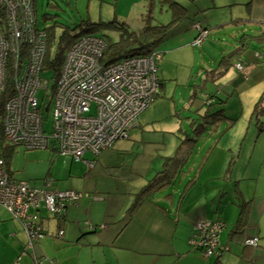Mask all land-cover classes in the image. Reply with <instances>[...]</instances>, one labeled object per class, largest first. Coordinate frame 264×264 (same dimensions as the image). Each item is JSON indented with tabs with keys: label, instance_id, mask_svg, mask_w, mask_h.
Segmentation results:
<instances>
[{
	"label": "crops",
	"instance_id": "obj_1",
	"mask_svg": "<svg viewBox=\"0 0 264 264\" xmlns=\"http://www.w3.org/2000/svg\"><path fill=\"white\" fill-rule=\"evenodd\" d=\"M175 1L186 9V16L172 24L167 31L184 35L193 30L194 36L190 42L193 47H203L207 40L211 43L215 39L219 43L217 46L221 57L224 56L231 64L230 70L228 68L216 77L221 67V57L214 68L208 67L211 70L206 74L205 81H214L221 88L213 92L205 84L200 92L201 96L193 97V101L199 99V103L208 105V108L199 118L192 119V122L203 119V123L212 124L214 131L217 127L214 124L222 118L218 116L221 115L220 109H223L208 113L210 106L219 105L234 92L242 95L241 99L245 102V110L236 116L242 122L243 116L249 117V83L261 92L258 102L264 109V56H261L264 54V0ZM163 2L160 9L167 7L171 19V9L168 6L170 1ZM218 6L230 8L227 13L230 18L226 25L231 24L233 28L228 37L221 34L220 21L205 18L206 11L212 7L220 8ZM194 22L208 30L207 37L199 44L194 43L199 33ZM212 27L216 29L215 35L210 32ZM240 44L244 47L239 50ZM238 63L243 65L242 70L235 67ZM158 78L163 80L161 76ZM163 86L164 83L161 89ZM222 90L228 93L225 100L220 99ZM222 114L225 121L229 119L230 127L236 124V118H228L225 112ZM229 116L232 117L230 114ZM139 121L138 116L136 126ZM192 122L190 125L194 124ZM248 127L249 118L243 120L240 130H247ZM262 129L259 128L264 133V126ZM196 143L190 144L191 154L196 149ZM260 147L259 155H253L254 148L249 151L247 143L242 154L239 151L231 157L230 169L226 167L221 176L224 181L222 185L216 183L199 186L196 183L198 174L190 177V169L187 168L189 156L171 181L144 194L131 209L139 191L134 192L138 185L135 182H132L133 187H129L131 193L119 191L122 182H131V177L128 179V176L120 173V169L125 166L124 153L116 149L114 143L97 155L87 152L82 159L88 166L83 177V188L78 176L73 177L72 183V189L83 195L75 204L67 205L63 218L57 220L64 230L61 238L53 235L57 223L42 212V224L47 235L25 250L27 236L21 224L5 208L0 209V264H264V137ZM49 152L51 154L54 151L50 149ZM88 153L90 155H86ZM208 154L209 150L206 155ZM206 161V158L202 160L197 169L201 168L199 173ZM8 162L6 160L7 168L13 176L14 172ZM71 162L74 160L70 159V167ZM160 165L162 169L164 162L159 167ZM130 167L131 165L128 168ZM155 172L157 171L154 174ZM187 177L188 181L179 190ZM145 180L141 178L139 183ZM216 180L218 182L219 179ZM53 186L58 188L55 183ZM116 203H120L121 208L113 207ZM215 219L222 221L225 227L218 236L219 253L207 256L194 249L189 244V238L198 221ZM87 232L93 233L87 235ZM253 237L257 238L255 245L245 242Z\"/></svg>",
	"mask_w": 264,
	"mask_h": 264
},
{
	"label": "built area",
	"instance_id": "obj_2",
	"mask_svg": "<svg viewBox=\"0 0 264 264\" xmlns=\"http://www.w3.org/2000/svg\"><path fill=\"white\" fill-rule=\"evenodd\" d=\"M196 28L199 35L194 43L199 44L208 30ZM45 35L38 26L34 0H0V96L6 94L0 115V207L21 224L27 236L25 250L47 235L41 213L57 223L65 207L75 204L82 193L59 191L46 178L40 185L14 179L5 164L6 147L47 148L80 161L85 153L96 155L126 137L137 125L139 114L160 93L158 51L102 64L105 41L84 35L72 42L62 61L52 88V126L46 131L36 97L44 87ZM235 67L243 69L239 63ZM60 225L53 234L57 238L64 233ZM224 227L219 219L200 220L189 244L204 255H217L218 236ZM245 242L255 245L257 238Z\"/></svg>",
	"mask_w": 264,
	"mask_h": 264
},
{
	"label": "rangeland",
	"instance_id": "obj_3",
	"mask_svg": "<svg viewBox=\"0 0 264 264\" xmlns=\"http://www.w3.org/2000/svg\"><path fill=\"white\" fill-rule=\"evenodd\" d=\"M35 2L38 26L40 28L48 27L50 35H53L48 43L47 51V57L50 61L56 60L58 57L63 58L66 55L73 42L71 36L76 34L79 29L74 28L71 31L68 30V33L60 35L65 30V26L70 29L81 19L99 22L100 20L106 21L116 18L118 21L125 22L128 30L134 31L144 27L146 22L150 25L159 23L167 25L171 20L167 7L160 9V5L164 4L163 0H153L152 3L151 0H35ZM55 4L58 5V8H55ZM218 7L220 8L213 9L212 7L206 11L205 18L220 21L222 25L220 32L228 37L233 28L231 24L226 25L230 18L227 14L230 8ZM45 13L56 16V26L49 27L53 25L52 22L54 21L42 18ZM196 25L198 24L194 26L196 27ZM215 30L212 27L210 32L214 34L216 33ZM95 34L110 42L117 41L119 37L114 28L104 27ZM193 36V30L184 35L167 31L166 36L155 47V51L161 52L160 58L156 61V66L157 76H161L164 86L160 90V94L139 114V125L131 128L126 137L114 142L115 148L124 153L122 155L125 166L120 169V173L128 176V179L131 177L129 180L131 182H122L119 185L120 192L129 191L131 193L129 187H133L134 182L138 184L134 192L146 185L147 179L152 177L154 171L161 169L159 164L163 163L166 157L174 156L180 142L185 140L186 134L197 142L196 149L188 159L187 168L190 169V177L198 174L199 178L196 183L199 186L215 185L216 183L222 185L224 181L221 176L226 167L230 169L231 157L239 151L242 154L247 143H249V151L254 148L253 155L260 153L261 139L264 137V133L261 132L264 126V110L260 107L259 111L254 112V106L258 102L261 92L251 83H249V117H242V122L249 118L247 130L246 127L243 131L240 130L242 128L241 118L236 117L245 110V102L241 99L243 96L234 92L225 100L228 93L226 94L224 90L219 95L220 99L224 98L225 101L219 105H211L208 113H213L222 108L228 118H236L234 119L236 124L230 127L229 119L225 121L222 117L214 124L217 126L214 131H212V124L203 123V119L194 123L199 125H190L192 119H196L208 108V105H201L199 99L193 101V97L201 96L200 92L205 84H207L206 88H211L213 92H217L218 88H221L214 84V81H205L206 74L210 73L208 71L211 70L209 68H214L221 57L217 46L219 43L215 39L211 43L207 40L203 47L198 45L193 47L190 44ZM251 36L254 35L251 34ZM230 69L231 67H229ZM58 74L59 70L46 67L41 74L44 87L39 88L36 92L46 131H49L52 126V88ZM211 77L214 75L211 74ZM208 118L212 120V118ZM49 150L47 148L25 149L23 146H15L10 154L5 151V159L9 161L7 164L14 172L12 177L16 180L28 181L31 185H40L46 176V179L53 180L52 183L57 185L59 191H75L72 189L73 177L78 176L82 185L81 188H83V177L88 169L86 161L71 162L70 167L68 156L55 155L54 152L49 154ZM208 150L209 154L206 155ZM262 151H264V147ZM86 155H90V153ZM205 158L207 161L199 173L201 168L197 169ZM129 165H131L130 169L128 168ZM130 171L135 174L130 173ZM141 178L146 180L139 183ZM216 178L219 179L218 182ZM188 179V177L184 179L179 190H182ZM262 188H264V184ZM122 196L126 197L125 194ZM113 207L121 208V204L116 203ZM0 209L3 208L0 207ZM87 233L89 235L93 232Z\"/></svg>",
	"mask_w": 264,
	"mask_h": 264
},
{
	"label": "trees",
	"instance_id": "obj_4",
	"mask_svg": "<svg viewBox=\"0 0 264 264\" xmlns=\"http://www.w3.org/2000/svg\"><path fill=\"white\" fill-rule=\"evenodd\" d=\"M165 1H170V5L168 6L171 9V15H172L171 16L172 20L167 25H161V24L150 25L149 23H147L145 24L144 27L134 31V30H128L126 24L122 21H118L116 18H112L106 21L100 20L99 22L98 21L93 22V21H90L89 19H81L79 23H77L70 29H67V27L65 26L64 27L65 30L61 33L60 36H62L64 33H68V30L71 31L74 28H78L79 31L76 34H73L71 36L73 37L72 40L74 42L76 39L84 35L96 36L97 34L95 33L104 27L109 28V29L114 28L119 34L118 40L115 42H110L109 40L106 41L103 37L98 35V37H101L105 41L106 46H107L106 50L102 54V58H101L102 64H108V63H112L116 61H121V60L135 57V56L149 55L155 51L156 45L161 40H163V38L166 36L167 30L171 28L172 24L176 23L179 20H182L183 19L182 17L186 16V12H187L186 9L183 6H181L179 3H177L175 0H165ZM35 6H36V2H35ZM55 8H58L57 4H55ZM35 10H36V7H35ZM53 16H54V19H53ZM53 16L48 13H45L42 16V18H44L45 20L54 21L52 22L53 25L49 26L51 28L57 25L56 16L55 15ZM196 22H194L193 24H195ZM201 28L206 29V27H203V26ZM42 29L45 31V34H46L45 35L46 51H45V57L42 62L41 74H42V71L46 67H51L53 70H56V71L59 70L60 72L64 57L63 58L58 57L56 58V60H52V61L48 59L47 57L48 43L50 39L53 38V35H50V32L48 31L49 29L48 27L42 28ZM196 31L197 33L199 32L198 29ZM243 47H244L243 44H240L238 49L240 50ZM220 64H221L220 65L221 67L218 71L219 73H217V76L224 73L231 65L224 56L220 58ZM156 73H157V66H156ZM158 81H159V86L161 90L163 80H160L158 78ZM159 94H157V96ZM5 97H6V94H2L0 96V115L2 111V103ZM260 106H261L260 102H257L254 106V112L259 111ZM222 113L223 111L221 110V115H218V116L223 117L224 114ZM193 142L195 141L186 134L185 140H182V142H180V146L177 147L175 155L172 157L166 158L164 161V167L161 170L155 172L154 176L151 179H149L146 185H144L139 190V192L136 194L135 202L131 204L130 209L133 208L136 205V203H138L142 199V196H144V194L146 193L148 194L149 192L156 190L159 187L164 186L169 181H171L172 176L176 173L178 168L181 167L182 162L190 156L191 151H192L190 149V144ZM13 147L15 146L6 147L5 151L10 154ZM5 156L6 155L4 152V159H5ZM6 160L8 159H5V164H6Z\"/></svg>",
	"mask_w": 264,
	"mask_h": 264
},
{
	"label": "water",
	"instance_id": "obj_5",
	"mask_svg": "<svg viewBox=\"0 0 264 264\" xmlns=\"http://www.w3.org/2000/svg\"><path fill=\"white\" fill-rule=\"evenodd\" d=\"M264 98V97H263ZM262 110H264L263 108H262Z\"/></svg>",
	"mask_w": 264,
	"mask_h": 264
}]
</instances>
